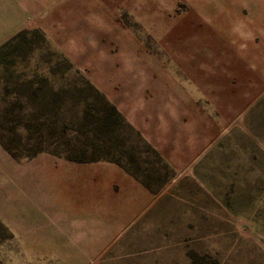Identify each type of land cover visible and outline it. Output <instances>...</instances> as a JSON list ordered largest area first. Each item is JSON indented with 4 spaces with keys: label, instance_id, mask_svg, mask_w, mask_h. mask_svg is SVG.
I'll return each mask as SVG.
<instances>
[{
    "label": "rangeland",
    "instance_id": "obj_1",
    "mask_svg": "<svg viewBox=\"0 0 264 264\" xmlns=\"http://www.w3.org/2000/svg\"><path fill=\"white\" fill-rule=\"evenodd\" d=\"M0 264H264V0H0Z\"/></svg>",
    "mask_w": 264,
    "mask_h": 264
},
{
    "label": "trees",
    "instance_id": "obj_2",
    "mask_svg": "<svg viewBox=\"0 0 264 264\" xmlns=\"http://www.w3.org/2000/svg\"><path fill=\"white\" fill-rule=\"evenodd\" d=\"M147 145V144H146Z\"/></svg>",
    "mask_w": 264,
    "mask_h": 264
}]
</instances>
